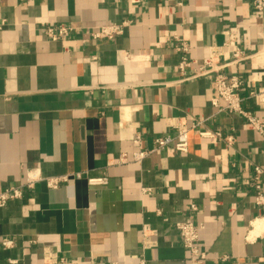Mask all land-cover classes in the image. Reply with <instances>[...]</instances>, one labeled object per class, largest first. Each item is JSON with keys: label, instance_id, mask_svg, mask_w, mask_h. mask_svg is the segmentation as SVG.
<instances>
[{"label": "crops", "instance_id": "crops-1", "mask_svg": "<svg viewBox=\"0 0 264 264\" xmlns=\"http://www.w3.org/2000/svg\"><path fill=\"white\" fill-rule=\"evenodd\" d=\"M252 1L0 0V194L28 170L69 176L0 207V264H186L175 224L190 217L206 264H264V208L252 187L258 166L264 192V134L211 105L212 76L190 78L214 57L242 80V107L264 118V104L248 98L264 88V11L256 16ZM122 22L112 39L91 37ZM60 24L69 35L48 40L43 28ZM175 37L193 62L184 75ZM179 123L186 154L168 147L131 162L136 136L137 148L152 149ZM101 177L106 186L87 182Z\"/></svg>", "mask_w": 264, "mask_h": 264}, {"label": "built area", "instance_id": "built-area-1", "mask_svg": "<svg viewBox=\"0 0 264 264\" xmlns=\"http://www.w3.org/2000/svg\"><path fill=\"white\" fill-rule=\"evenodd\" d=\"M252 7L255 11L256 16H261L264 11V0H253ZM126 27V23L122 22L120 24H111L107 26H100L95 31L91 32V37L94 40L107 38L112 39L117 35L122 34L123 29ZM71 32V28L65 25H56V26H45L43 28V33L45 37L50 41H57L62 38H65ZM177 44L175 45V50L180 55V60L177 65L178 71L184 75L186 69L190 68L193 64L189 60L187 54L189 52V47L182 40L176 38ZM264 56V52L261 53ZM241 53L236 50L233 54V58L237 61L240 58ZM224 66L218 65L215 61V58L209 56L204 60L196 72L190 78H197L203 76H212L213 77V86L217 92V98L212 100L211 105L214 108L218 107V101L223 103V110L228 115H239L245 122L250 125L254 130L259 134H264V118L257 117L252 112L245 110L242 107V97L239 94V91L242 87V80L237 75H228L223 72ZM249 99H252L256 104H264V88L259 90H253L249 92ZM188 133L189 129L186 127V124L179 123L176 126V134L174 137L164 136L159 137L154 140V146L152 149L141 150L137 148L140 142V137L136 136L133 144L136 146V150L131 153V162L140 163L142 160L147 158L152 152L156 150H161L164 148H173L175 151L186 154L188 151ZM200 136L207 138H218L221 139L222 136L219 133L204 132L200 133ZM223 140L228 144L233 140L231 136L223 138ZM127 154H121L118 162H127ZM254 171V195L253 201L254 204L258 207L264 208V192L261 190V187L258 183L259 176L263 173V169L256 166L253 169ZM82 174H74L73 178H80ZM69 180V176H57V177H48L42 178L40 173L37 170H28L24 183L15 188H10L5 190L0 194V207L3 206L7 201L17 200L22 197L24 189H32L35 184L39 182H44L48 189H56L62 183H65ZM87 182L90 186H106L107 178H88ZM189 210L194 212L196 211V206L191 203L189 204ZM264 220V216L262 217ZM202 226L196 225L193 223L192 218H188L183 222H178L175 224V229L178 233V236L181 240L183 248L188 252V259L186 264H206L207 256L204 252L199 249L198 246V236L199 231ZM147 230L143 231V235L146 236ZM2 247L4 249H11L14 247L12 240L8 238L2 239ZM46 259L52 260L50 254H46ZM260 260H264V250L262 252ZM143 261H140L137 264H143ZM7 264H22L18 260L8 259ZM55 264H69L64 260H59ZM115 264V263H113Z\"/></svg>", "mask_w": 264, "mask_h": 264}]
</instances>
